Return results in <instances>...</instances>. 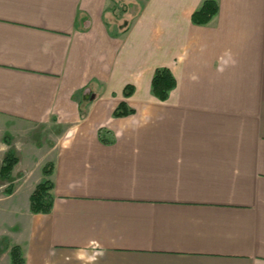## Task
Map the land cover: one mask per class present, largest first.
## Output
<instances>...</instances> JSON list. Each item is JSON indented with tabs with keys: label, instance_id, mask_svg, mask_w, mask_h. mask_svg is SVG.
<instances>
[{
	"label": "crops",
	"instance_id": "crops-1",
	"mask_svg": "<svg viewBox=\"0 0 264 264\" xmlns=\"http://www.w3.org/2000/svg\"><path fill=\"white\" fill-rule=\"evenodd\" d=\"M118 1L0 0V155L28 138L33 158L8 196L54 164L51 211H21L6 252L264 264V0H217L204 25V0H122L117 16ZM160 66L177 80L166 100ZM122 101L134 112L114 116Z\"/></svg>",
	"mask_w": 264,
	"mask_h": 264
},
{
	"label": "trees",
	"instance_id": "trees-1",
	"mask_svg": "<svg viewBox=\"0 0 264 264\" xmlns=\"http://www.w3.org/2000/svg\"><path fill=\"white\" fill-rule=\"evenodd\" d=\"M219 11V3L217 0H204L202 5L193 12L192 21L196 24H208ZM177 85V80L172 71L167 66L156 68L152 78V93L160 100H166ZM135 87L128 84L124 89L126 97L133 94ZM134 109L129 107L126 101H122L115 108L114 116H123L133 113ZM107 130H100V139H106ZM18 162V157L13 150H9L0 165V176L6 179H12V171ZM54 168L52 162L47 163L43 167V173L46 178L38 183L30 196V210L33 213H48L52 209L53 195L51 189L53 187L52 180L49 178ZM13 185L9 184L7 191L9 194L13 191ZM11 264H25L22 249L19 245H13L10 248Z\"/></svg>",
	"mask_w": 264,
	"mask_h": 264
},
{
	"label": "rangeland",
	"instance_id": "rangeland-1",
	"mask_svg": "<svg viewBox=\"0 0 264 264\" xmlns=\"http://www.w3.org/2000/svg\"><path fill=\"white\" fill-rule=\"evenodd\" d=\"M116 15L122 14V12L127 9V3L122 2V0L116 2ZM138 5L134 4L135 9H137ZM115 10V9H114ZM119 18V17H118ZM128 23V21H125V23L122 24V26H125ZM6 142L8 140V135L5 136ZM31 142H41V136H37L35 133L29 136ZM28 138H26V146H24L20 151L15 150V142H12L11 138L8 142L9 145L5 147L4 155H0V165L2 164L5 156L9 152V150H13L18 157V162L15 165L12 175H14V178L12 179H6L4 177L0 176V261L2 264H11L10 262V254L7 251V248L9 247L11 242H16L17 238L13 235L12 224L16 223L17 220L20 219L21 211L28 210L30 208V196L35 189L38 179H41V175H43L42 167L40 170L37 169V172L33 179L29 181H25V184L20 190H18L14 196H12V199L8 196L9 193L7 191V187L9 184H12L13 187L18 186L19 180H17L18 172H20V168L23 166L27 167L28 161L33 159L31 152L28 150L30 145L27 141ZM24 140V139H23ZM21 140L20 142H22ZM21 160V162H20ZM30 166H33V164H30ZM38 168V167H37ZM37 176V177H36ZM37 180V181H36ZM14 217H17L16 220L13 219ZM9 238V239H8ZM12 244V243H11ZM13 246V245H11ZM11 248V247H10ZM8 254V255H7Z\"/></svg>",
	"mask_w": 264,
	"mask_h": 264
}]
</instances>
